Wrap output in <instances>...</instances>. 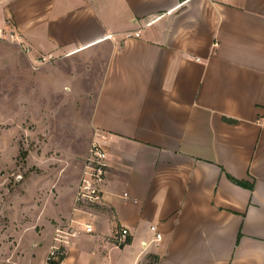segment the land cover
Listing matches in <instances>:
<instances>
[{
  "label": "crops",
  "instance_id": "1",
  "mask_svg": "<svg viewBox=\"0 0 264 264\" xmlns=\"http://www.w3.org/2000/svg\"><path fill=\"white\" fill-rule=\"evenodd\" d=\"M4 32L103 64L104 200L82 217L81 180L62 192L64 264H264V0H0Z\"/></svg>",
  "mask_w": 264,
  "mask_h": 264
},
{
  "label": "rangeland",
  "instance_id": "2",
  "mask_svg": "<svg viewBox=\"0 0 264 264\" xmlns=\"http://www.w3.org/2000/svg\"><path fill=\"white\" fill-rule=\"evenodd\" d=\"M5 35L0 36V264H45L52 246H64L55 241L60 222L66 227L59 238L68 241L60 251L65 261L75 253V237L67 233L76 232L67 225L71 209L61 194L82 179L95 143L90 116L103 64L30 57L23 44ZM79 205L82 217L101 209Z\"/></svg>",
  "mask_w": 264,
  "mask_h": 264
},
{
  "label": "built area",
  "instance_id": "3",
  "mask_svg": "<svg viewBox=\"0 0 264 264\" xmlns=\"http://www.w3.org/2000/svg\"><path fill=\"white\" fill-rule=\"evenodd\" d=\"M107 152L105 147L102 144H93L89 158L86 164V168L83 174V177L80 181L77 195H76V207L75 210L82 211L80 208V203L90 204L92 206H99L103 203V184L105 182V177L107 175ZM125 198H128V195H124ZM85 227V232L87 234L93 233V226L91 223L83 224ZM66 226L60 225L56 230L58 237L55 238L57 243H61L64 246H52L49 255L46 259L45 264H64V261L60 262V251L62 247H66L68 245V241L60 240V235L64 233V228ZM70 227V226H69ZM71 228V227H70ZM151 230L156 235L157 240L162 239V235L157 231L156 227H152ZM60 234V235H59ZM71 237H75L76 233H67ZM129 235V231L127 229H123L121 231V236L126 238ZM145 246V243H143ZM62 260V259H61Z\"/></svg>",
  "mask_w": 264,
  "mask_h": 264
}]
</instances>
